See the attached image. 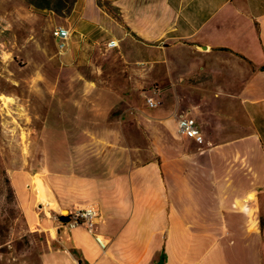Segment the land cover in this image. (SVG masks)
<instances>
[{"label":"crops","instance_id":"obj_1","mask_svg":"<svg viewBox=\"0 0 264 264\" xmlns=\"http://www.w3.org/2000/svg\"><path fill=\"white\" fill-rule=\"evenodd\" d=\"M0 4L13 10L0 16V33L12 38L1 61L16 57L21 70L43 69V77L25 80L43 96V109L49 114L53 100L69 97L64 88L54 95L55 85L70 86L78 87L77 114L92 103L93 117H113L100 132L87 131L103 135L92 143L80 140L81 130L59 129L76 132L61 148L121 154L92 155L94 162L111 159L107 172L77 154L66 164L93 165L88 171L38 179L41 210L60 211L56 219L51 212L39 218L15 180L25 217L43 238L40 264H156L164 255L163 264H208L216 248L224 263L261 264L264 0H75L64 15L19 0ZM58 25L71 33L61 53L51 36ZM110 41L117 46L107 48ZM52 70L61 77L53 79ZM153 86L161 104L150 109L145 97ZM178 116L194 119L201 144L177 133ZM129 152L147 158L134 163ZM77 208L99 212L93 232L58 221L62 210ZM193 230L221 237L201 259H175L182 231Z\"/></svg>","mask_w":264,"mask_h":264},{"label":"rangeland","instance_id":"obj_2","mask_svg":"<svg viewBox=\"0 0 264 264\" xmlns=\"http://www.w3.org/2000/svg\"><path fill=\"white\" fill-rule=\"evenodd\" d=\"M19 3L40 11L43 9L35 8L33 5L46 7L49 1L19 0ZM55 5L56 7L52 11L57 15H64L59 10L58 4L55 3ZM12 12L10 6L0 4V16L10 15ZM3 49L12 50V38L0 33V51ZM53 52L56 53V50ZM21 66H23L21 59L15 57L14 60L9 59L2 62L0 56V93L9 97V99L0 100V264H40L39 255L40 250L43 249L42 236L34 231L33 225L27 221L19 203L18 187L15 180L20 181L26 191L23 196L25 199H29L31 206L37 213H40L38 214L39 218L45 216L47 212H51L49 216L56 219L60 211L56 214L52 213L50 207H46V211L41 210L44 204L38 199L40 198L37 196V194L40 195L39 190L35 189L38 179L51 173L76 172L77 169L88 171L93 165L78 167L70 163L66 164L67 161H75L77 154L80 161L93 162L96 165L93 167L94 171L102 172H107L112 168V166H108L111 159L94 162L93 154L100 153L101 156L108 157V153L111 152L110 156L116 153V156L121 157L117 149L108 150V152L96 149L76 151L75 149H66V146L61 148L62 141H74L75 133L79 130L84 132L78 135L80 140L87 143L99 141V137H103V135L87 131L100 132L101 128L113 122V117L101 116L103 114L93 117L92 103L77 114L73 97L78 87L59 85L53 87V94L58 95L60 89L64 88L69 93V97L64 100V103L53 100L52 109L48 114L43 109L44 103L41 100L43 96L40 97L41 94L36 92V87L32 84L29 86L30 83L25 81L28 77L37 74L43 77V69L21 70L19 68ZM66 76L73 77L71 73L69 75L67 73ZM55 77H61L60 71L52 70V78ZM73 88L76 89L73 90ZM46 113L50 117L51 131L45 135L41 132V128ZM63 114L68 117H64ZM63 128L74 129L76 132L72 136H65L58 132ZM129 153V157L134 163L145 161L147 158V156L137 153ZM62 163L63 165H61ZM182 232L186 236V241L175 245V259H186L189 263L203 258L208 245L221 237L220 232L215 230ZM218 248L220 249V247ZM261 252L263 253L261 264H264V244ZM220 257V252L216 248L207 257L208 264H225L226 262L220 260Z\"/></svg>","mask_w":264,"mask_h":264},{"label":"built area","instance_id":"obj_3","mask_svg":"<svg viewBox=\"0 0 264 264\" xmlns=\"http://www.w3.org/2000/svg\"><path fill=\"white\" fill-rule=\"evenodd\" d=\"M70 35L71 33L69 29L61 25L55 26L52 29L51 36L55 42L58 53L65 51ZM106 46L107 48L116 47L117 41H110L106 44ZM158 95V87L153 86L145 97V103L148 108L155 109L161 104L158 99ZM176 131L180 136L190 139L197 144H201L203 141L202 135L196 127L194 119L191 117L178 116L176 119ZM66 216H68V221L61 223V225L68 230L82 226L89 232H93L99 212L93 208H77L72 211H68Z\"/></svg>","mask_w":264,"mask_h":264},{"label":"trees","instance_id":"obj_4","mask_svg":"<svg viewBox=\"0 0 264 264\" xmlns=\"http://www.w3.org/2000/svg\"><path fill=\"white\" fill-rule=\"evenodd\" d=\"M48 1L49 3L46 7H38L37 5H33V6L38 9H47L52 11L53 8L56 7L55 3H57L59 10L62 11L63 14H67L71 10L75 2V0H48ZM163 260L164 258L163 256H161V259L156 264H163Z\"/></svg>","mask_w":264,"mask_h":264},{"label":"water","instance_id":"obj_5","mask_svg":"<svg viewBox=\"0 0 264 264\" xmlns=\"http://www.w3.org/2000/svg\"><path fill=\"white\" fill-rule=\"evenodd\" d=\"M68 213L67 210H62L61 215L58 217V221L61 223L67 222L68 221V216H66Z\"/></svg>","mask_w":264,"mask_h":264},{"label":"bare ground","instance_id":"obj_6","mask_svg":"<svg viewBox=\"0 0 264 264\" xmlns=\"http://www.w3.org/2000/svg\"><path fill=\"white\" fill-rule=\"evenodd\" d=\"M1 98V97H0ZM4 104H5V102H4Z\"/></svg>","mask_w":264,"mask_h":264}]
</instances>
